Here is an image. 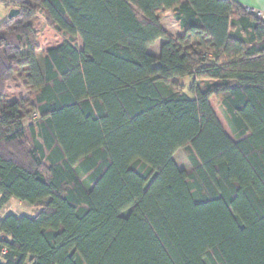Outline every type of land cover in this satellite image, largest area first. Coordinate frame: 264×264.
Here are the masks:
<instances>
[{"label":"trees","instance_id":"16d2710c","mask_svg":"<svg viewBox=\"0 0 264 264\" xmlns=\"http://www.w3.org/2000/svg\"><path fill=\"white\" fill-rule=\"evenodd\" d=\"M5 5L0 208L38 211L0 218V264H27L39 238L30 264H264V21L234 0ZM38 14L63 38L42 58ZM15 79L28 98L7 99Z\"/></svg>","mask_w":264,"mask_h":264},{"label":"rangeland","instance_id":"374dc122","mask_svg":"<svg viewBox=\"0 0 264 264\" xmlns=\"http://www.w3.org/2000/svg\"><path fill=\"white\" fill-rule=\"evenodd\" d=\"M10 0H0V21L5 19L10 11L9 8L6 7L5 2ZM33 25L38 30L37 41L39 44V53L38 57H43L44 52L49 47H54L62 41V36L55 32L47 23L45 17L41 14H38L34 19ZM173 29V26H171ZM162 43V39H159L156 43L158 46ZM190 79L188 77L175 79L173 83L169 84H159L163 89L167 90H179L187 92L188 83H190ZM7 99L9 101L20 100L23 98H28L29 92L23 87L21 82L17 79L8 83V87L6 90ZM212 108L218 117L219 121L221 122L224 130L226 133L233 139L236 140L234 133L232 132L227 118L224 115L222 109L219 106L218 100L216 98H211L210 101ZM174 161L176 162L177 166L181 169L189 170L190 164L186 159L185 153L182 149H178L173 155ZM38 211V207H34L28 205L25 202L18 201L17 199H10L2 208H0V216L1 218L6 214H14L16 216L28 215L32 216ZM44 240L39 238L34 246L31 248L29 253L27 264L31 263V260L34 256L39 254L41 251L44 250Z\"/></svg>","mask_w":264,"mask_h":264},{"label":"crops","instance_id":"0c3cea01","mask_svg":"<svg viewBox=\"0 0 264 264\" xmlns=\"http://www.w3.org/2000/svg\"><path fill=\"white\" fill-rule=\"evenodd\" d=\"M181 1H185V0H181ZM234 1L237 2L243 8L244 7H251V8H254V9L264 10V0H234ZM6 19H7V17L5 19H3L2 21L6 20ZM161 25L163 26V28L167 32H169L174 37H177L178 35L181 34V30L179 29L177 23L175 22V20L173 18V15L170 12H167L163 16V18L161 19ZM171 26H173V29H171L172 28ZM157 41L151 47H149V49H148L149 53H151L154 56L158 55L159 47H160V44H161L160 43L157 46L156 45ZM0 218H1V216H0Z\"/></svg>","mask_w":264,"mask_h":264},{"label":"built area","instance_id":"2783aa9c","mask_svg":"<svg viewBox=\"0 0 264 264\" xmlns=\"http://www.w3.org/2000/svg\"><path fill=\"white\" fill-rule=\"evenodd\" d=\"M245 12L251 14L252 16H254L257 19H260L262 21H264V10L261 9H254L251 7H244Z\"/></svg>","mask_w":264,"mask_h":264},{"label":"water","instance_id":"95a60500","mask_svg":"<svg viewBox=\"0 0 264 264\" xmlns=\"http://www.w3.org/2000/svg\"><path fill=\"white\" fill-rule=\"evenodd\" d=\"M17 13H18V11L16 9H10V11L7 15V19L14 17Z\"/></svg>","mask_w":264,"mask_h":264}]
</instances>
